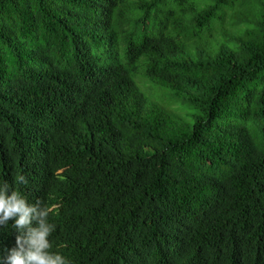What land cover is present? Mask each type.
<instances>
[{
  "label": "trees",
  "instance_id": "trees-1",
  "mask_svg": "<svg viewBox=\"0 0 264 264\" xmlns=\"http://www.w3.org/2000/svg\"><path fill=\"white\" fill-rule=\"evenodd\" d=\"M17 174L70 264H264V0H0Z\"/></svg>",
  "mask_w": 264,
  "mask_h": 264
},
{
  "label": "clouds",
  "instance_id": "clouds-1",
  "mask_svg": "<svg viewBox=\"0 0 264 264\" xmlns=\"http://www.w3.org/2000/svg\"><path fill=\"white\" fill-rule=\"evenodd\" d=\"M28 179L17 174L16 187L6 179H0V228L14 230V246L0 256V264H70V260L58 250H53L50 237L56 225L50 222L51 209L42 201L29 202L19 190Z\"/></svg>",
  "mask_w": 264,
  "mask_h": 264
},
{
  "label": "rangeland",
  "instance_id": "rangeland-1",
  "mask_svg": "<svg viewBox=\"0 0 264 264\" xmlns=\"http://www.w3.org/2000/svg\"><path fill=\"white\" fill-rule=\"evenodd\" d=\"M227 22H228V21H227ZM227 29H228L229 31H234V32H236V29L233 27V25H227ZM184 107H185V108H183L184 111H187L188 114H191V115H192V114L195 112L191 106H184ZM188 114H187V115H188ZM187 115H185V114H181V116L184 117L188 122H192V119H191V118H188Z\"/></svg>",
  "mask_w": 264,
  "mask_h": 264
}]
</instances>
